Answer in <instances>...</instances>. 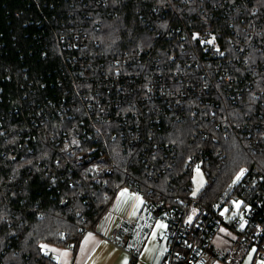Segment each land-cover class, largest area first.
Instances as JSON below:
<instances>
[{
	"label": "built area",
	"instance_id": "1",
	"mask_svg": "<svg viewBox=\"0 0 264 264\" xmlns=\"http://www.w3.org/2000/svg\"><path fill=\"white\" fill-rule=\"evenodd\" d=\"M116 2L111 8L110 0H29L22 38L10 31L8 45L0 33V51L16 50L0 68V175L44 144L54 156L34 167L48 179L38 192L43 204H67V191L77 186L83 205L91 206L94 193L109 198L102 177L115 176L118 157L133 156L149 181L174 173L166 197L137 186L114 188L115 199L127 190L125 195L168 222L161 264H244L247 258L261 264L264 0ZM131 4L138 5L135 17L151 37L145 46L104 52L103 19L118 18ZM178 129V142L169 141ZM234 137L258 160L241 168L237 174L244 169V175L234 183L236 174L220 196L203 201L204 188L193 195L197 166L205 188L218 182L228 162L223 145ZM180 139L190 141L193 150L175 173ZM23 173L13 193H21L36 175L32 168ZM89 177L90 189L84 191ZM108 212L95 228L81 229L82 235L95 234ZM120 228L121 223L114 226L113 239ZM222 228L232 237L220 260L212 249ZM42 256L46 264L59 263L48 249Z\"/></svg>",
	"mask_w": 264,
	"mask_h": 264
},
{
	"label": "trees",
	"instance_id": "2",
	"mask_svg": "<svg viewBox=\"0 0 264 264\" xmlns=\"http://www.w3.org/2000/svg\"><path fill=\"white\" fill-rule=\"evenodd\" d=\"M28 1L0 0V33L5 34L4 42L8 45L7 38L10 31H15L18 38H22L30 14L26 11ZM110 1L112 2L111 8H114L117 0ZM137 7V4L126 5L120 10L118 18L103 19V31L99 37L104 52L113 53L130 47L145 46L146 39L151 36L141 28L135 17L134 9ZM2 42L3 40L0 39V43ZM9 47L0 51V68L9 65L10 55L16 53L15 49ZM5 52H8L9 56H6ZM180 131L182 130L174 131L168 140L178 142L177 134ZM190 143L187 140L179 142L181 154L175 173L181 172L188 153L193 150ZM223 148L227 152V165L218 182L212 183L209 189L201 194L203 201L208 202L213 200V197L220 196L241 168L258 160L257 156L250 153L241 139L237 137L225 142ZM53 156V153L44 144H40L35 152L28 155L25 160L19 159L10 168L1 172L0 191L2 189L3 194H0V264H46L47 262L42 256V250L45 247L42 246L66 248L72 243L80 244L83 237L81 229L97 226L113 204L116 196L114 188L117 186H137L145 191L152 189L154 193L166 197L169 195L170 183L174 184L172 182L174 173L163 176L155 183L144 176L143 166L136 158L122 156L117 159L118 169L115 176L102 177L111 191L108 199H104L102 194L94 193L91 197L93 200L91 206H84L82 197L78 195L80 188L75 186L66 193L69 197L67 204L63 203L64 200L60 203L46 201L43 204V198L38 197V192L46 189L48 179L44 177L41 169H34V167L38 162L41 164L48 162ZM29 168H32L36 175L24 186L21 193H13V188L22 179L23 172ZM125 171L128 176L125 175ZM86 181L88 184L83 187L84 191L90 189L89 185L92 183V179L89 177ZM179 186V184L175 185V187ZM86 193L90 196L89 192ZM210 196L213 197L209 200ZM23 199L27 200L26 204H23ZM36 204H38V208L35 207ZM37 211L44 213L43 218L37 217ZM78 213L80 216H77ZM16 237L19 239L17 240ZM9 246H11L10 249ZM3 252H5L4 255H2Z\"/></svg>",
	"mask_w": 264,
	"mask_h": 264
},
{
	"label": "crops",
	"instance_id": "3",
	"mask_svg": "<svg viewBox=\"0 0 264 264\" xmlns=\"http://www.w3.org/2000/svg\"><path fill=\"white\" fill-rule=\"evenodd\" d=\"M105 219V225L98 227L95 234L88 233L82 237L77 249L56 246L45 249L54 253L58 264H124L125 260L127 264L162 263L168 222L150 213L141 201L130 195H119ZM118 223H121L119 236L113 239L111 232ZM158 224L166 227L160 228ZM124 237L126 244L122 243ZM141 242H145L142 248ZM131 249L137 250L138 257L132 256ZM65 252L67 255H62Z\"/></svg>",
	"mask_w": 264,
	"mask_h": 264
},
{
	"label": "rangeland",
	"instance_id": "4",
	"mask_svg": "<svg viewBox=\"0 0 264 264\" xmlns=\"http://www.w3.org/2000/svg\"><path fill=\"white\" fill-rule=\"evenodd\" d=\"M235 180H236V177L234 178V181ZM206 181L207 180H205L204 175L201 172L195 174L194 179H193V193H195V196H197L201 192V190H203V188L205 189V191L207 189H209V186L207 188H205ZM197 189H199V190L197 191ZM211 197H213V196H210L208 199L210 200ZM213 198H215V197H213ZM231 237H232L231 234L226 232V230L224 232L220 231L217 234V236L215 237V240L213 241L214 249H212V251H215V255L220 260L223 259L224 255H226L230 249L229 238H231ZM252 262H253L252 258H247L244 264H251ZM255 264H257V263H255Z\"/></svg>",
	"mask_w": 264,
	"mask_h": 264
},
{
	"label": "snow or ice",
	"instance_id": "5",
	"mask_svg": "<svg viewBox=\"0 0 264 264\" xmlns=\"http://www.w3.org/2000/svg\"><path fill=\"white\" fill-rule=\"evenodd\" d=\"M196 37L194 36V39H195ZM213 41L212 40H209V41H207V43H212ZM196 171H197V173H199V166H197V169H196ZM246 170H244V169H242L241 171H240V173L236 176V180L234 181V183L236 182V181H239L240 179H241V177L244 175V172H245ZM199 189H197V191H198ZM127 192V190H124L123 192H121V196H124L125 195V193ZM193 195H195V193H193ZM137 199H139V198H137ZM142 202V201H141ZM239 206H240V204H239V202H237L236 203V207L237 208H239ZM195 209L193 210V214H195ZM225 211H227V209H225ZM221 215H223V213H221ZM191 221H192V216H189V218H188V223H191ZM158 227H160V228H165L166 227V225H164V224H158L157 225ZM244 227V225H243V223L241 224V229ZM220 231L221 232H224L225 231V229H220ZM153 235H155V234H153ZM190 246V245H189ZM42 247H47V246H42ZM167 249H163V251H166ZM53 251H55V250H53ZM253 251H255V249H253ZM62 255H67V253L65 252V253H63ZM57 259H59V258H57ZM124 264H127V261L125 260V262H124ZM261 264H264V261H262L261 262Z\"/></svg>",
	"mask_w": 264,
	"mask_h": 264
}]
</instances>
